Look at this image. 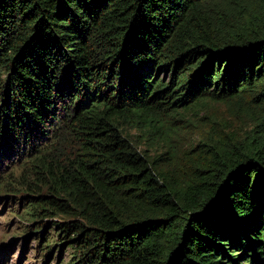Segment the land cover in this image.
<instances>
[{
  "label": "trees",
  "instance_id": "trees-1",
  "mask_svg": "<svg viewBox=\"0 0 264 264\" xmlns=\"http://www.w3.org/2000/svg\"><path fill=\"white\" fill-rule=\"evenodd\" d=\"M205 99L248 101L254 125L205 115L183 143ZM16 152L59 264H264V0H0Z\"/></svg>",
  "mask_w": 264,
  "mask_h": 264
},
{
  "label": "rangeland",
  "instance_id": "rangeland-1",
  "mask_svg": "<svg viewBox=\"0 0 264 264\" xmlns=\"http://www.w3.org/2000/svg\"><path fill=\"white\" fill-rule=\"evenodd\" d=\"M202 102L204 103L194 110H184L190 122L179 123L182 127L180 133L188 137L182 139L183 143H187L191 136L193 141L199 139L196 135L202 127L200 118L205 115L215 113L244 130H249L254 125L256 109L248 101H244L242 105L235 101L223 103L211 99ZM151 140L162 143L161 131L152 135ZM35 183L39 184L35 176L28 168H23L21 154L16 152L10 157L0 156V264H59L64 258L65 261L68 259L69 250L66 246L59 250L55 244L54 257H47L43 250L45 241L60 242L55 229L51 228L52 221L57 217L43 216L44 222H49V225L44 234H37L36 231L44 230L43 223H36L40 218L32 219L24 214L30 203L38 202L34 197L40 193L41 188Z\"/></svg>",
  "mask_w": 264,
  "mask_h": 264
}]
</instances>
